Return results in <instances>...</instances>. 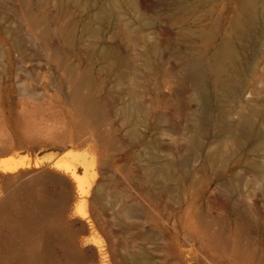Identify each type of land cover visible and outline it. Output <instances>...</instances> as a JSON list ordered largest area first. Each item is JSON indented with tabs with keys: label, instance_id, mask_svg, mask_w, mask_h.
Listing matches in <instances>:
<instances>
[{
	"label": "rangeland",
	"instance_id": "rangeland-1",
	"mask_svg": "<svg viewBox=\"0 0 264 264\" xmlns=\"http://www.w3.org/2000/svg\"><path fill=\"white\" fill-rule=\"evenodd\" d=\"M243 2L0 0V264H66L78 235L99 264H264V2L237 32ZM227 42L235 82L195 88L187 62ZM45 167L86 187L88 235L65 179L22 183Z\"/></svg>",
	"mask_w": 264,
	"mask_h": 264
},
{
	"label": "bare ground",
	"instance_id": "bare-ground-1",
	"mask_svg": "<svg viewBox=\"0 0 264 264\" xmlns=\"http://www.w3.org/2000/svg\"><path fill=\"white\" fill-rule=\"evenodd\" d=\"M261 1L264 2V0H244L241 10H238L236 12V18H235L234 23H233V27H234L235 31H237V32H245V30H246L245 29L246 22L248 23V21H247L248 16L250 15L249 18L251 20L254 19V17H255L254 13H252L250 11V9H248V7L250 5H258V3L261 2ZM229 44L230 43L227 42L225 44V49L224 50H221L216 55H214V56H212V57H210L208 59H198L197 61H193V62L189 61V62H187L186 69H187L188 74L190 75L189 77L191 78V80L194 83V87L195 88H197V85H198L197 75H199L202 70H204L205 68L213 70V71L217 72V74L222 79V77L225 75V73L227 71V67H228L229 63H231V62L232 63L230 65V67H232V70L230 71L228 69V73L226 75V82L229 81V82H232V84L235 82V78L237 79L236 74L240 71V67H238V63H237L238 61L235 58L234 52L232 50H230V49L226 50V47L230 46ZM223 87H225V85H220L218 83H215V88L216 89H218V88H222L223 89ZM241 118H242V121H244L245 124L248 123V117L247 116H241ZM231 137L236 141L237 137H235L233 135ZM36 160H37V158H36ZM2 161H3V164H2L3 165V169L11 170V171L12 170H16L18 167H20L21 165L23 166V164H24V163L16 161L15 157H5V158H3ZM35 165L37 166V165H39V163L35 164ZM59 166H62L61 162L59 163V165L57 167H59ZM66 167H68V165H66ZM78 182H77L78 184H76V187L78 188V191H79V193L76 194L77 195L76 198L78 199V201H75V202L79 203L78 206L80 204H82L83 208H80V211H82L83 214H84L85 211H86V209H85L86 206L84 205L86 201H84L85 200V199H83L84 196L83 195L81 196L80 193H83L84 189L86 187L84 188V184L79 179H78ZM88 192L89 191H85V194L88 193ZM76 206H77V204H76Z\"/></svg>",
	"mask_w": 264,
	"mask_h": 264
},
{
	"label": "water",
	"instance_id": "water-1",
	"mask_svg": "<svg viewBox=\"0 0 264 264\" xmlns=\"http://www.w3.org/2000/svg\"><path fill=\"white\" fill-rule=\"evenodd\" d=\"M44 177H62L65 179L70 192V199L68 201V208L64 215V226L66 229H79L78 232L84 235H88L90 230L87 224L79 218H71L70 213L74 203V183L67 177L62 176L54 169L45 167L43 169H34L31 171H26L21 174V181L23 184L30 183L34 180H38ZM77 236V235H76ZM75 236V237H76ZM72 244L74 245V250L68 252V262L66 264H99L100 255L97 248L90 245H83L81 240L77 237L73 238Z\"/></svg>",
	"mask_w": 264,
	"mask_h": 264
},
{
	"label": "crops",
	"instance_id": "crops-1",
	"mask_svg": "<svg viewBox=\"0 0 264 264\" xmlns=\"http://www.w3.org/2000/svg\"><path fill=\"white\" fill-rule=\"evenodd\" d=\"M77 188H76V184L74 183V203H73V206H72V209H71V213H70V217H71V214H72V211H73V209L75 208V206H76V203L77 202H75V201H77L78 199L76 198L77 197ZM77 199V200H76ZM68 208V207H67ZM72 218V217H71ZM75 218H79V219H81V220H83V218H80V217H75ZM84 221V220H83ZM85 222V221H84ZM86 223V222H85ZM87 224V223H86ZM87 226H88V224H87ZM88 228H89V226H88ZM90 230V229H89ZM79 236V235H78ZM77 236V237H78ZM80 236H84V234H82V233H80ZM80 238V237H79Z\"/></svg>",
	"mask_w": 264,
	"mask_h": 264
}]
</instances>
